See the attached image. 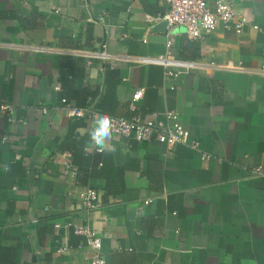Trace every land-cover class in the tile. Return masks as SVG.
Returning <instances> with one entry per match:
<instances>
[{"label": "crops", "instance_id": "crops-1", "mask_svg": "<svg viewBox=\"0 0 264 264\" xmlns=\"http://www.w3.org/2000/svg\"><path fill=\"white\" fill-rule=\"evenodd\" d=\"M235 2L250 25L190 39L153 20L165 0H0V264H89L68 221L98 231L105 264H264V0ZM167 39L173 89L159 63L81 53L155 57ZM111 77L109 115L131 117L141 89L142 118L175 110L210 157L115 134L114 154L95 151L94 119L69 117L61 99L98 108ZM86 186L100 191L92 210Z\"/></svg>", "mask_w": 264, "mask_h": 264}, {"label": "built area", "instance_id": "built-area-1", "mask_svg": "<svg viewBox=\"0 0 264 264\" xmlns=\"http://www.w3.org/2000/svg\"><path fill=\"white\" fill-rule=\"evenodd\" d=\"M165 2L168 6L166 12L154 16L153 20H164L166 22L167 34L172 32L176 27H183L184 33L188 38L197 39L210 34L219 24L231 27L236 32H240L245 26L250 25L247 17L237 11L235 0H165ZM210 4H212V8ZM252 28L257 29L258 26L252 25ZM170 45L171 40L167 39V49L163 55L147 58L138 55H113L107 53L103 48L82 51L81 53L87 59H119L127 62L151 61L159 63L163 66L164 82H169V87L173 89L172 80L176 79L180 72L177 69L178 65L175 64L178 61H175L171 57ZM35 49L40 50L42 47L36 46ZM184 64L192 68L215 66L213 62H184ZM259 71L264 73V64H261ZM54 88L57 90L59 86H55ZM142 97L143 91L141 89H136L133 92L132 98L128 103V109L133 113L131 117L126 118L107 114L112 118V134L125 136L138 142L156 141L165 146L181 144L198 152L201 158L206 159L210 157L209 153L202 150L199 139L192 136L189 129L181 123L179 115L175 110L166 109L160 114L154 112V116H162L163 120L161 121L156 120L153 116L142 118L139 107V101ZM87 101L88 104L86 106L79 107L68 102L66 98L61 99L69 117L95 119L102 112L90 104V98ZM95 151L97 150L95 149ZM68 158L69 153H65V158L63 159L65 171H70L74 168ZM253 172L261 173L258 167L254 168ZM78 197L81 205L86 210L95 209L101 204L100 191L94 187H81L78 191ZM152 200V198H147L143 203L148 204ZM66 225L71 227L75 234L81 235L84 238V242L78 246H85L90 250L89 264H105V258L101 250L102 240L98 231L87 224H75L68 221ZM55 226L59 227L60 225L56 223ZM65 249H67V246L62 245L57 248V252L64 253Z\"/></svg>", "mask_w": 264, "mask_h": 264}, {"label": "clouds", "instance_id": "clouds-1", "mask_svg": "<svg viewBox=\"0 0 264 264\" xmlns=\"http://www.w3.org/2000/svg\"><path fill=\"white\" fill-rule=\"evenodd\" d=\"M112 118L107 114H98L94 119L92 126L87 132L92 146L101 154H114L115 145L111 144L112 140Z\"/></svg>", "mask_w": 264, "mask_h": 264}, {"label": "trees", "instance_id": "trees-1", "mask_svg": "<svg viewBox=\"0 0 264 264\" xmlns=\"http://www.w3.org/2000/svg\"><path fill=\"white\" fill-rule=\"evenodd\" d=\"M112 81V77L111 78H109V79H107V83L110 85H108V84H106V86H105V89H104V91H103V93H102V95H101V98H100V101H99V103H98V109L100 110V111H102V113L103 112H105V114L107 113V114H112L111 112V110H107L106 108H105V105L107 104V102L108 101H113V90H114V85H115V83H116V81L115 82H111ZM92 96V95H91ZM93 97V96H92ZM89 99V98H88Z\"/></svg>", "mask_w": 264, "mask_h": 264}, {"label": "water", "instance_id": "water-1", "mask_svg": "<svg viewBox=\"0 0 264 264\" xmlns=\"http://www.w3.org/2000/svg\"><path fill=\"white\" fill-rule=\"evenodd\" d=\"M165 23H166V22L164 21V22H163V24H165ZM181 28H182V30H184V28H183V27H181Z\"/></svg>", "mask_w": 264, "mask_h": 264}]
</instances>
